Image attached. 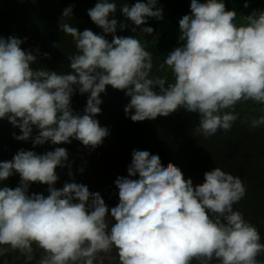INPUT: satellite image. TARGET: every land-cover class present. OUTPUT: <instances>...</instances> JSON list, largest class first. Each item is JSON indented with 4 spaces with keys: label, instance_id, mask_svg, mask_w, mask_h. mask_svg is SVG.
I'll return each mask as SVG.
<instances>
[{
    "label": "clouds",
    "instance_id": "1",
    "mask_svg": "<svg viewBox=\"0 0 264 264\" xmlns=\"http://www.w3.org/2000/svg\"><path fill=\"white\" fill-rule=\"evenodd\" d=\"M157 2L122 6V15L136 26L133 32L149 18L163 19ZM190 11L179 20L182 46L160 64L171 71V82L152 75L146 44L116 35L127 25L118 24L117 4L110 0H98L87 12L103 35L79 31L65 22L73 8L63 10L59 26L76 49L67 57L68 73L33 67L37 56L21 47L27 38L0 36V120L20 130L13 133L17 141L31 139L34 147L77 140L95 150L110 134L95 117L101 94L111 86L130 97L124 112L133 122L183 108L199 114L195 131L206 139L231 131L239 119L237 105L264 106V10L238 20L223 0H191ZM141 32L153 35L154 29ZM77 91L88 94L82 115L72 109ZM261 126L264 115L251 119V129ZM67 162L63 147L44 154L21 149L0 162V182L20 177L15 189L0 188V257L19 253L25 264H264L257 259L264 255L259 230L234 210L247 194L239 176L216 167L194 186L172 163L164 167L158 155L133 150L127 177L115 181L119 203L109 210L99 193L74 179L55 187L56 169H70ZM33 183L47 185V196L29 194Z\"/></svg>",
    "mask_w": 264,
    "mask_h": 264
},
{
    "label": "trees",
    "instance_id": "2",
    "mask_svg": "<svg viewBox=\"0 0 264 264\" xmlns=\"http://www.w3.org/2000/svg\"><path fill=\"white\" fill-rule=\"evenodd\" d=\"M25 1L2 0L0 2L1 10L9 9L5 11L6 13L0 19V36L7 39L10 36L17 37L19 34V39L24 40V38H27L21 47L25 51H32L37 56V63L33 67L68 73L71 69L67 57L76 52L72 37L61 31L60 23L50 26V20H53L52 16H48L50 19L48 23L43 21L39 24V27H33L34 16H27V20H19L18 22L13 11L18 8L19 13H27L29 9L22 7ZM110 2L117 4V12L114 18L118 19L122 14L120 9L125 3L132 6L138 0H110ZM139 2L146 3L147 0H139ZM223 2L228 9L235 11L237 8L240 9L237 13L238 20L245 16L244 12H241L242 9L247 11V15H250L253 10H264V0H223ZM245 2L249 4V7H244ZM190 4L191 0H158L157 7L163 8L162 20L158 21L155 18H149L148 23L136 28L135 32L132 31V28L136 27L133 24L126 23L127 28L125 30L117 28V36H133L146 44V50L153 55L154 66L152 75L166 76L170 82L172 81L169 79L170 71L165 68L160 70V64L164 62L165 58L158 57L160 56L159 53L163 51L168 50L170 53L175 48L182 46L183 42L179 41V20L184 15H191L189 11ZM10 10H12V13H8ZM75 15L72 13V17ZM71 21H74L72 26L77 27L81 32L89 29L97 35H103L102 29L98 26L90 25L89 22ZM118 24L120 23L118 22ZM15 27L17 32L12 34L10 32L11 28ZM143 27L153 28L156 36L150 38L147 34H143L141 32ZM3 28L6 29V32L1 33ZM105 38L111 42L112 35L109 34ZM37 49L39 50L38 52ZM44 53H48L50 58H46L43 55ZM164 56L167 57L168 54ZM87 98L88 94L80 95L78 91L73 95L71 104L75 113L83 114ZM101 99L103 101L100 106L101 113L95 119L99 121L102 127H107L110 134L103 140L102 145L95 149L94 157L99 155L101 162H103L106 159L105 153L107 151L115 152L124 147L122 142L118 145L114 143L117 140H121L128 145L133 144L130 149L131 154L129 153L131 158L133 150L145 149L153 155H158L162 166L166 167L169 163H172L178 167L182 171L184 178H190L194 186L202 184L204 182V173L216 167L234 176H239L245 180L244 184L252 191L249 192L251 196L247 197L246 195L244 199L234 205V210L241 211L244 218L257 227L261 235V243H264V231L262 228V223L264 222V182L260 185L257 182V179L264 177V171L259 176H255L252 164L250 165L252 168L250 166L246 169L244 168L247 161L254 162L258 160L264 162V126L242 130L244 125L238 122L233 126L237 131L232 133L231 131L227 133L218 131L216 135L206 139L195 131L199 126V114L197 113H190L180 108L168 117H157L155 120L133 122L129 117H126L124 112V108L130 102V97H127L124 91L115 90L108 86L106 93L101 94ZM262 109H264V106L249 101L237 105L236 112L239 113V121L242 122L243 120L252 119L253 117L259 118L264 115V110ZM13 133L21 135L20 130L13 127L8 120H0V162L11 161L21 149L44 154L48 151H53L56 147H63L69 154H72L73 150H77L78 147L86 148L77 140H72L70 144L53 145L49 142L42 146L34 147L31 139L27 142L17 141L13 137ZM37 134L38 130L34 128L33 137ZM137 139L139 141L142 140L141 143L135 144ZM182 152L185 157L179 156ZM251 155H255L254 158ZM233 165H235L234 168ZM95 166L100 169L99 166ZM59 172L60 169L56 170L60 178L58 182H63V185L65 182L74 179L69 177V175L61 177ZM85 176L84 169L79 178L74 180L82 184ZM99 176L103 177L102 174H99ZM19 183V175L14 174L7 181L0 182V188L7 186L15 189L19 186ZM47 189V185L33 183L29 188V194L42 193L47 196ZM88 189L90 192H95L92 187ZM257 259L264 261V255L259 256ZM0 264H25V259L19 253H9L0 257ZM31 264H36V261L33 260Z\"/></svg>",
    "mask_w": 264,
    "mask_h": 264
},
{
    "label": "rangeland",
    "instance_id": "3",
    "mask_svg": "<svg viewBox=\"0 0 264 264\" xmlns=\"http://www.w3.org/2000/svg\"><path fill=\"white\" fill-rule=\"evenodd\" d=\"M2 2V0H0ZM198 2H205V0H198ZM97 3V0H26L25 4L22 5L23 8L29 9L27 13H19L18 8L14 9L13 13H15V17L17 18L18 22L20 21H25L27 20V16H34V22H33V27H39V24L43 21H48L50 20L48 16H52L51 18L53 19L52 21L50 20V26H53V24L60 23L62 20V13L63 10L72 7L73 8V14L75 16L72 17V19H68L65 22L69 23L72 25L75 20L78 22H89L90 25L94 26L95 24L91 21L90 17L87 15V12L89 9L93 8L95 4ZM241 4V3H240ZM242 9V8H241ZM9 10L8 8L5 10ZM226 10L232 11L233 9H228ZM240 9H236L237 13ZM4 10L0 9V19L1 17L6 13ZM190 11V9H189ZM191 12V11H190ZM241 12H244L245 16L247 15V11L245 9H242ZM8 13H12V10L8 11ZM244 16V17H245ZM56 20V22H54ZM119 23H123L126 25L127 24H132L131 21L127 20L122 14L119 16L117 19ZM125 21V22H124ZM17 22V23H18ZM60 25V24H59ZM96 26V25H95ZM132 26V25H131ZM130 27V26H129ZM6 32V29L3 28L1 30V33ZM12 34H15L17 32L16 27L11 28L10 31ZM155 32L153 35H148V37H155ZM17 38H20L19 34L17 35ZM166 54H169V51H163L159 53L158 58H166ZM165 69L170 71L167 66H165ZM171 73V71H170ZM169 79L172 80V75L170 74ZM250 121L251 119L243 120L242 122L239 121V119L236 121L235 124L238 122L243 123V128L244 129H251L250 128ZM239 123V124H240ZM247 127V128H246ZM233 131H237L236 128L231 129V133ZM230 132V131H229ZM142 140H136L135 144L141 143ZM121 142L124 144V147L121 149L116 150L115 152H106L105 157L106 159L101 162V159L99 158V155L95 154V150H92L90 148H82L78 147L77 150H73L72 154L68 153V162L71 165V168L69 169L68 167L64 168H57L56 170L58 171L60 169L59 174H61V177H67L69 171L73 173V176L71 178L78 179L79 176L82 174L80 169H85L86 176L83 178V183L86 185L88 188L92 187V189L95 191L94 193H99L101 197L103 198L105 204L108 206L109 210L111 208L115 207L119 203V197H118V189L115 186V181L117 177L124 176L127 177L128 172L127 169L129 165L131 164L132 158L130 156V149L133 146V144L128 145L124 141L117 140L115 141V145L121 144ZM257 148V147H256ZM141 151H147L145 149H140ZM119 152V153H118ZM130 153V154H129ZM183 153V152H182ZM180 154L179 156L185 157V154ZM256 153V152H255ZM255 155H251L252 158H254ZM94 157V158H93ZM182 157V158H183ZM93 163V164H92ZM252 164V167L250 166ZM94 165V166H93ZM99 166L100 169L96 168V166ZM241 165V164H239ZM251 167L254 171L255 176H259L260 173L264 171V162L263 161H247L246 165H244V168L246 169L247 167ZM235 165H233V168ZM102 169V170H101ZM104 169V170H103ZM63 172L65 173L63 175ZM226 172V171H225ZM99 174H102L103 177L99 176ZM138 178V177H137ZM60 179V178H59ZM243 182L245 183V180L242 179ZM258 184H262L264 182V177H261L257 179ZM55 187L57 189H61L63 187V182H57ZM252 190L247 187V197L251 196ZM264 203V202H263ZM256 209V208H255ZM254 211V210H253ZM255 213V211H254ZM264 222L262 223V228L264 231ZM39 251L37 250V256L36 259H39Z\"/></svg>",
    "mask_w": 264,
    "mask_h": 264
}]
</instances>
